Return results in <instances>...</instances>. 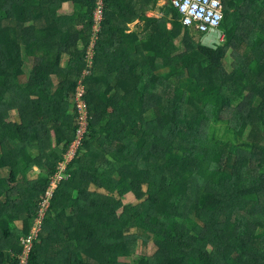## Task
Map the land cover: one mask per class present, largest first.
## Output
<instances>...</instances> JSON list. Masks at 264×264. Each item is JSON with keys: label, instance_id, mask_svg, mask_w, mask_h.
Segmentation results:
<instances>
[{"label": "trees", "instance_id": "16d2710c", "mask_svg": "<svg viewBox=\"0 0 264 264\" xmlns=\"http://www.w3.org/2000/svg\"><path fill=\"white\" fill-rule=\"evenodd\" d=\"M161 1L0 0V264H264V0L214 46Z\"/></svg>", "mask_w": 264, "mask_h": 264}, {"label": "built area", "instance_id": "2783aa9c", "mask_svg": "<svg viewBox=\"0 0 264 264\" xmlns=\"http://www.w3.org/2000/svg\"><path fill=\"white\" fill-rule=\"evenodd\" d=\"M172 6L177 9L182 16V23L185 27L196 28L202 33H210L213 30H219L224 21V3L223 0H169ZM104 19L103 0L96 1L95 11L93 12L94 32H98ZM91 54V53H90ZM79 129L77 131V140L73 143L66 157L64 164L58 167V175L53 182V188L62 180L61 174L66 169V165L72 161L76 150L81 146L82 135L87 127L86 106L82 101H78ZM46 204H44L45 206ZM40 224V222L38 223ZM37 231V229H36ZM33 234V232H32ZM31 240V239H30ZM23 253L19 264H28V258L31 252L30 241L23 240Z\"/></svg>", "mask_w": 264, "mask_h": 264}, {"label": "rangeland", "instance_id": "374dc122", "mask_svg": "<svg viewBox=\"0 0 264 264\" xmlns=\"http://www.w3.org/2000/svg\"><path fill=\"white\" fill-rule=\"evenodd\" d=\"M167 2H163L161 5L166 4ZM63 9H71L70 5H65V7H63ZM149 18H160L162 17V13L161 12H153L150 13L148 15ZM94 22V20H93ZM95 23V22H94ZM138 25H140L139 23H136L135 25L131 26V28L128 27V30L131 31V33H134L137 29H138ZM124 27V25H123ZM95 29V26H93V31ZM223 39V36L221 33L218 32V30H213L210 33H208L204 38H203V42L206 45H210V46H214L217 44H220L221 41ZM127 64H130L129 61H127ZM53 75H56V69L53 66H44L42 64V61L40 59H35L34 63H32V72L30 75V83H35V82H39L41 79H45L47 76L51 77ZM44 162V161H43ZM45 166H47V168H50V166L44 162ZM94 188L91 187V191H93ZM126 204H136L137 201L134 199V197L132 195L128 196L125 200ZM43 214V212H41ZM33 231V230H32ZM38 230L36 231V229L33 231L34 236L37 235ZM21 244L23 245V240L21 241ZM142 252V251H140ZM146 254L147 255H151L154 253V246L152 243H149L148 248L146 249Z\"/></svg>", "mask_w": 264, "mask_h": 264}, {"label": "crops", "instance_id": "0c3cea01", "mask_svg": "<svg viewBox=\"0 0 264 264\" xmlns=\"http://www.w3.org/2000/svg\"><path fill=\"white\" fill-rule=\"evenodd\" d=\"M96 1L97 0H95V5H96ZM105 2V0H103V3ZM163 2H165L164 0H162L161 2H160V4H159V6H158V10L157 11H149L148 13H146V16L148 17V15L150 14V13H153V12H160L159 11V8H163L164 7V5H161ZM65 5H70L71 6V9H67L68 11H71L72 10V4L69 2V3H67V4H65ZM65 5H64V7H65ZM95 7V6H94ZM104 5H103V11H104ZM145 9H146V7H145ZM66 10V9H65ZM94 10V9H93ZM142 16H144V14L142 13V12H140V15L139 14H137L136 15V23H139L140 25H138V29L135 31V32H137V31H139V29H140V27L142 26V22H141V20H140V18L142 17ZM162 16H163V14H162ZM149 18V17H148ZM136 23H133V24H129L128 25V27L129 28H131V26H133V25H135ZM124 23H121V25H123ZM171 28V27H170ZM129 33H131V31L129 30ZM129 61V60H128ZM130 62V61H129ZM127 63V62H126ZM51 66V65H50ZM49 76H47L45 79H47ZM55 77H56V75H53V76H51V78H53V79H55ZM45 79H41L40 81H43V80H45ZM39 81V82H40ZM36 83V82H35ZM35 83H33V84H35Z\"/></svg>", "mask_w": 264, "mask_h": 264}, {"label": "clouds", "instance_id": "9594fccd", "mask_svg": "<svg viewBox=\"0 0 264 264\" xmlns=\"http://www.w3.org/2000/svg\"><path fill=\"white\" fill-rule=\"evenodd\" d=\"M95 7H96V5H95ZM95 11V9L93 10V12ZM93 14V13H92ZM22 253H23V251H22ZM22 256V254L19 256V263H20V257ZM29 262H30V258H28V264H29Z\"/></svg>", "mask_w": 264, "mask_h": 264}]
</instances>
